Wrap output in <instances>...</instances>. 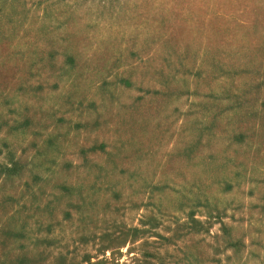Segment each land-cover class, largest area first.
Returning a JSON list of instances; mask_svg holds the SVG:
<instances>
[{
  "label": "rangeland",
  "instance_id": "obj_1",
  "mask_svg": "<svg viewBox=\"0 0 264 264\" xmlns=\"http://www.w3.org/2000/svg\"><path fill=\"white\" fill-rule=\"evenodd\" d=\"M0 264H264V0H0Z\"/></svg>",
  "mask_w": 264,
  "mask_h": 264
}]
</instances>
